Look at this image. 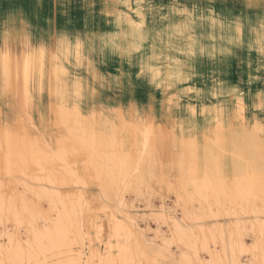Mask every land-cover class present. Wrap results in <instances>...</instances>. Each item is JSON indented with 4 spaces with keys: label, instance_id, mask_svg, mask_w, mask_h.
<instances>
[{
    "label": "rangeland",
    "instance_id": "obj_1",
    "mask_svg": "<svg viewBox=\"0 0 264 264\" xmlns=\"http://www.w3.org/2000/svg\"><path fill=\"white\" fill-rule=\"evenodd\" d=\"M171 15L177 24L193 17L195 67L188 81L158 85L125 31L163 28ZM9 21L24 25L16 50L25 41L28 51L25 73L23 54L8 82L0 66V264H75L79 256L81 264H121L124 250L127 264L264 256L255 248L264 220V0H0L1 42ZM59 29L89 39L82 65L74 40H51ZM44 41L68 50L56 52L62 73L40 85ZM132 54L149 107L136 106ZM210 54L216 80L202 89L198 65ZM247 57L256 59L250 75ZM116 156L130 170L105 192ZM72 225L65 242L46 235Z\"/></svg>",
    "mask_w": 264,
    "mask_h": 264
},
{
    "label": "bare ground",
    "instance_id": "obj_2",
    "mask_svg": "<svg viewBox=\"0 0 264 264\" xmlns=\"http://www.w3.org/2000/svg\"><path fill=\"white\" fill-rule=\"evenodd\" d=\"M171 14H173V13H171ZM174 17H175V14H174ZM174 17H173V15H171L170 17L167 16V18H164V19H167V20H163V22H164L163 28H150V26H147V28L145 29V28L140 27V26L132 25L129 30H126L125 31V37H126L127 43H129L131 45H132L133 41H134V44L137 43V46H138V48L140 49V51L142 53L140 60L142 61V63H144L146 61V59H147L148 67H150V70L153 73L152 76H153V78L155 79V81L157 82L158 85H160L161 83H164L166 85H171L173 82H175V80L177 82H185V81H188L190 79V74L192 73V69L195 67L194 66V57H193V55H194V39H193V37H194V32H193V23H194V20H193V17H192V15H187L185 17V20L180 21L178 24L177 23H174ZM119 20H126V19L122 15H119ZM22 22H24V21H22ZM16 24H17L16 22H10V21L7 24L3 23V25L5 27H4V32L2 33V39H1L3 42L0 41V66H2V68H3V71H4L3 72V74H4L3 79H5L6 82H8V80H9L8 77L11 76L10 75L11 74V70L12 71L15 70V69L13 70L12 68H14V65L16 63V60H15V58L17 56L16 54H19V57L21 56L20 54H23L24 55V60H22L23 62H21V64H23V66H24L22 68L24 69V73H25V64H26V61H27V51H28L27 48L24 49V46L26 45V44H24L25 41H23V43L21 44V45H24V46H20L19 51L16 50V45H18L16 43V41L19 40V36L18 35L19 34L21 35V33H18V31L19 32H22V34H23V32L25 30V27H24V25L21 26V27L18 26L19 29H17L18 27H15ZM50 33H52V32L50 31ZM55 34L57 35L59 33H55ZM56 35L51 38V40L53 42H56L57 40H59L58 39L59 36H60V39L65 36V34L63 32H61L57 36ZM231 35L232 34L230 33L229 40L231 39ZM61 36H63V37H61ZM24 39H25V37H24ZM21 41H20V43H21ZM62 42L59 43V45H60V47H59V45L57 43H50V46H49V45H46L47 42L44 41L42 43L41 48H39L40 49V57H39V61H38L39 62L38 63V67H39V70L38 71H39V81H40V85L44 84V81L42 80V78H45L47 81L50 82L51 78L54 75L56 76L57 73H61V70H58V69L61 68V66L58 67V65H59L58 63L59 62L56 61V59H58V55H57L56 52H57V49L60 52V54L66 52L68 50V46H64L63 44H61ZM74 43L78 47V48L75 47L76 48V53L78 55L83 56L82 59L83 58L86 59V53H87L88 47H89V39H88L87 45H86V42H83L81 39L75 40ZM204 43L206 44V42H204ZM55 45H57V46L54 47ZM19 61H20V58H19ZM57 67H58V69H57ZM20 72H21V70H19V73ZM19 73H17V74L19 75ZM17 74H16V76H17ZM1 76H2V74H1ZM18 79H19V77H18ZM55 79H56V77H55ZM53 84L50 83L51 86ZM50 85H49V87H50ZM9 111H11V110L9 109ZM19 113H20V111H19ZM21 116L23 117V115H21ZM19 117H18V119H19ZM24 118L25 117H23V119ZM17 122H18V120H17ZM7 123H8V120H7ZM7 126H8V124H7ZM7 128H9V127H7ZM24 130H26V129H24ZM145 130H147V131L145 132L144 136L147 135V138L148 137L150 138V136L148 135L149 133H147V132H149L148 131L149 128H147ZM20 133H22V131ZM154 136H156V134H154ZM117 137H115V138H117ZM145 138H146V136H145ZM122 140H123V137H122ZM127 140H129V139H127ZM159 141L160 140H158V142ZM153 142H156V141H153ZM127 144H128V142H127ZM153 144H155V143H153ZM116 145L118 146V144H116ZM121 145L123 146V142H122ZM146 145L147 144L145 142V145H143L144 149L146 148L145 147ZM111 146H113L112 143H111L110 147ZM110 147H108V148H110ZM113 147H111V148H113ZM119 147L120 148H123L121 146H119ZM134 147H135V145H134ZM114 148H116V147H114ZM117 149H118V147H117ZM117 149H115V151ZM121 150L123 151V149H121ZM124 150H127V149H124ZM133 150H132V152H133ZM151 150H152V155H154L153 152H154L155 149L153 150V146H152ZM115 151L113 150L112 152L117 153V154L119 153V152H115ZM132 152H131V154H132ZM133 153H135V151ZM125 154H128V153L126 152ZM147 154H148V151H147ZM111 156L112 155H110V157ZM134 156H136V155L134 154ZM147 156H150V155L148 154ZM118 157L119 156H116L115 158H118ZM130 158L131 157H129V159ZM126 159H128V157H126ZM131 159H133V157ZM114 160L115 159H113V161ZM119 160H120V158L117 159V161H119ZM128 164H129V161L128 160H124V159L123 160H120V162L118 163V165L116 167H114V170L116 169L115 170V173H114L115 175L114 174H113L114 176L112 175V180H115V181H113V182H111L109 184L107 182L108 185L105 184L106 182L103 183V185H105L104 186V189L106 190V191L105 190H103V191H105V192H109L110 190L111 191H114V188L112 190L111 187L112 186L119 185L121 179H123L125 176H127L128 172L130 170V166ZM101 169L103 170V168H100V170ZM143 169L145 171L147 168L143 167ZM145 172L147 174V170ZM107 177L109 179H111L110 176H107ZM116 179H119L120 180L118 184H117L118 180L116 181ZM114 182H116V184H113ZM132 182L134 183V181H132ZM133 183L131 184V187H134L133 186L134 185ZM0 185H3V184L0 183ZM103 185H102V187H103ZM110 185H112V186H110ZM137 186L139 187V184H137ZM107 187L109 189L108 191H107ZM116 189H117V187H116ZM3 190H4V188H3ZM110 193H106V194L114 195L115 192L114 193H111V194ZM0 196L2 197V194L1 193H0ZM2 199H3V197H2ZM2 199L0 198V207L3 206V202H2L3 200ZM254 204H256V203H253V205ZM46 213L48 214L47 211H46ZM0 219H2L1 215H0ZM259 223L261 225H259V229H257V231H258V234H257L258 237H257V240L255 242V248L257 250H262V249L264 250V244H262V242L260 241V237H261V240L263 239V242H264V220L263 221H260ZM74 229L75 228H74L73 225L71 227L58 226L54 232H52V233L51 232H47L46 235H47L48 239L50 241H52V243H54L53 242L54 239H58V240H60V242H65L67 235L69 233H71V232H74L75 231ZM232 247L233 246L231 245V248ZM119 254L121 255L120 256L121 259L123 260V262L121 260V264H127V261H126V254H128L127 253V250L126 251L124 250V251H122ZM214 256H216V255H214ZM229 257H231L229 259V264H240V262L238 261L239 258H233V255H229ZM81 258L82 257L79 256L78 259H77V261L75 262V264H81ZM215 261H214V259L212 257V261H210V264H218V262L216 263ZM253 264H264V256L261 257V258H259L255 254V261L253 262Z\"/></svg>",
    "mask_w": 264,
    "mask_h": 264
},
{
    "label": "crops",
    "instance_id": "obj_3",
    "mask_svg": "<svg viewBox=\"0 0 264 264\" xmlns=\"http://www.w3.org/2000/svg\"><path fill=\"white\" fill-rule=\"evenodd\" d=\"M58 31H59V33L63 32L65 34L64 38H68L69 40H74L75 41L77 39H81L80 36L73 35L71 33H67V31H64V30H61V29H59ZM124 39L126 40V38H124ZM112 41H113L114 44L118 43V41L115 40L114 37H113ZM73 44H74V46L76 48H78L77 45L74 42H73ZM126 46H131V44L126 43ZM211 47H212V43H210V50H211ZM76 48H75V50H76ZM110 56L111 55H109V57ZM75 58L78 60L77 61L78 64L80 63V61H82L81 55H78L77 53H76ZM125 58H127V56ZM236 58H237V56H236ZM253 58L247 57L248 60L246 61V64L249 65V69H248V74L249 75L251 73L250 72L251 69L252 70L254 69L253 67H254V64L256 63V59L255 58L253 59ZM127 59H129V64H130L129 67L131 68V79H132L131 81H132V84H133V88H134V90L136 92V106L149 107L150 99L147 98L148 94H149L148 93V87H147V79L145 78L144 75L141 74L139 61H137V58L133 54H132L131 57H129ZM234 59H235V56H234ZM250 60H253V62L251 61V64H252L253 67L250 64ZM84 61H85V59H84ZM141 63H142V61H141ZM82 64L83 63H80L79 65H82ZM199 66H200V70L198 72H199V74L201 76L199 81H200V84H203V88H202V85H200L199 88L206 89L209 86H212V82L216 80V78H215V74H216V62H215V59L213 58V56L211 54L207 55V56H205L204 58L201 59V63L198 65V67ZM62 71H61V73H62ZM226 74H227L226 75L227 82L231 86L232 83L234 82V80L236 79L234 76H235V74H237L235 72V62L233 61V57L232 56L230 57ZM232 75H233V77H232ZM153 80H155V79L153 78Z\"/></svg>",
    "mask_w": 264,
    "mask_h": 264
}]
</instances>
